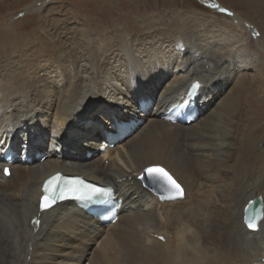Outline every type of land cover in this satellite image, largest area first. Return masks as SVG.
<instances>
[{
	"label": "bare ground",
	"instance_id": "1",
	"mask_svg": "<svg viewBox=\"0 0 264 264\" xmlns=\"http://www.w3.org/2000/svg\"><path fill=\"white\" fill-rule=\"evenodd\" d=\"M202 1L209 15L178 10L136 36L121 25L93 34L69 4L33 0L23 10L51 50L0 21V264H264V0H238L247 16ZM193 83L196 116L164 120ZM148 167L183 198L148 190ZM57 174L111 187L116 221L74 201L41 210ZM258 197L252 230L243 211Z\"/></svg>",
	"mask_w": 264,
	"mask_h": 264
},
{
	"label": "rangeland",
	"instance_id": "2",
	"mask_svg": "<svg viewBox=\"0 0 264 264\" xmlns=\"http://www.w3.org/2000/svg\"><path fill=\"white\" fill-rule=\"evenodd\" d=\"M33 0H0V21L5 19L6 24L14 28V35L21 37V44L39 50L47 46L52 49L44 31L39 29V21L36 11H24V7ZM69 4L70 16L79 19L93 34L108 31L113 26L121 25L130 35H141L144 33L142 23H151V19H164L163 22L171 21L170 14L178 10L190 9L199 10L206 15L211 12L202 0H58ZM224 8L233 9L234 12H241L245 16L248 10L238 0H208ZM150 20V21H149ZM2 22H0L1 24ZM155 28V27H154ZM0 39V44H1ZM20 43L18 49L20 48ZM1 57V53H0ZM147 179L142 180L143 185L153 194ZM156 183H159L156 182ZM155 195V194H154ZM156 196V195H155ZM158 201H161L158 198ZM98 243H95L96 247ZM81 264H87L83 260Z\"/></svg>",
	"mask_w": 264,
	"mask_h": 264
},
{
	"label": "snow or ice",
	"instance_id": "3",
	"mask_svg": "<svg viewBox=\"0 0 264 264\" xmlns=\"http://www.w3.org/2000/svg\"><path fill=\"white\" fill-rule=\"evenodd\" d=\"M216 7V5H212ZM224 11V9H221ZM194 87L199 88L200 85L197 84ZM8 173V170L5 169V174ZM62 177L57 174L52 180L47 182V185L44 188L45 195L41 199L40 208L41 210L48 209L52 207L58 200H65L69 198H75L79 200H90L93 195H101L105 190L100 188H95L89 185H83L82 181H65L64 185L58 183ZM140 179H147L148 181L158 182L162 181L166 186L167 190L171 193L169 196H161V199H175L177 197H182L183 190L181 186L175 181V179L162 167H148L143 170V174ZM55 185L52 187V185ZM259 219V218H258ZM36 223H39L36 221ZM244 223L249 229H256L255 220L245 219Z\"/></svg>",
	"mask_w": 264,
	"mask_h": 264
},
{
	"label": "water",
	"instance_id": "4",
	"mask_svg": "<svg viewBox=\"0 0 264 264\" xmlns=\"http://www.w3.org/2000/svg\"><path fill=\"white\" fill-rule=\"evenodd\" d=\"M149 185H150L151 189L157 195H160V197L161 196L167 197L170 194H173L169 190H167V186L162 181H159V183L150 182ZM180 198L181 197H177L175 199H180ZM163 200H166V199H163ZM40 202H41V200H40ZM246 218L251 219V220H255L256 225L258 224V222L262 218V203H261L260 197L254 198L246 204L244 211H243V220H245ZM256 228H257V226H256Z\"/></svg>",
	"mask_w": 264,
	"mask_h": 264
}]
</instances>
